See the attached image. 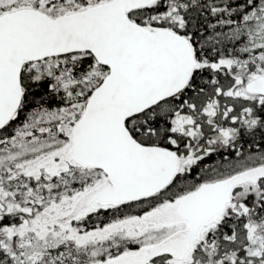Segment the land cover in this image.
<instances>
[{"label":"snow or ice","instance_id":"1","mask_svg":"<svg viewBox=\"0 0 264 264\" xmlns=\"http://www.w3.org/2000/svg\"><path fill=\"white\" fill-rule=\"evenodd\" d=\"M0 264H264V0H0Z\"/></svg>","mask_w":264,"mask_h":264}]
</instances>
